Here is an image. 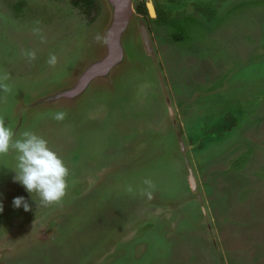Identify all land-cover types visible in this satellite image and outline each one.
I'll return each mask as SVG.
<instances>
[{"label": "rangeland", "instance_id": "374dc122", "mask_svg": "<svg viewBox=\"0 0 264 264\" xmlns=\"http://www.w3.org/2000/svg\"><path fill=\"white\" fill-rule=\"evenodd\" d=\"M17 1L22 0H0V79L6 76L2 82L10 89L0 90V117L12 128L14 138L30 130L35 113L65 107L70 111H63L66 117L68 112L80 117L85 107L123 90L126 76L147 72L152 79L146 82L149 86L141 85L143 96L150 90L144 99L152 105L160 100L156 82L161 77L186 143L197 190L187 176L181 142L174 141L179 150L174 157L169 146L167 157L157 165L156 149L145 165L133 170L137 175L130 201L133 207L140 203L135 212L123 201L110 205L112 212L102 211V206L99 212L78 209L82 194L74 193L70 177L66 195L45 206L38 193H29L14 181L17 155L10 150L0 155V264H264V0H227L212 19L194 12L190 0H153L161 9L159 15L137 12V16L146 20L155 57L143 47L137 19L134 46L128 44L135 62L120 68L113 84L93 85L70 107L59 103L37 110L27 115L20 128L15 122L22 103L69 83L89 59L101 54L100 46L96 48L103 13L100 7L87 23L71 10L68 0L65 6L55 0H25L15 10ZM210 8L216 10V6ZM80 45L91 48L80 55ZM30 51L36 52L34 60L25 56ZM52 54L57 57L54 67L47 62ZM160 105L158 131L147 128L133 135V142L122 151L126 160L156 147L151 143L172 129L165 101ZM148 110L143 107L144 114ZM151 116L145 118L149 123ZM66 117L57 121L45 116L40 121L42 129L34 133L44 136L53 125H66L74 137L81 136ZM90 117V121L96 117L99 122L110 121L108 111ZM91 125L88 132L98 127ZM171 136L178 139L177 134ZM63 137L58 132L49 138ZM57 140L50 146L55 152L63 149ZM16 197H24L31 210L14 207ZM90 197L84 195V202H90ZM94 222L102 229L99 237ZM60 225L67 231L55 239Z\"/></svg>", "mask_w": 264, "mask_h": 264}, {"label": "flooded vegetation", "instance_id": "af4514ba", "mask_svg": "<svg viewBox=\"0 0 264 264\" xmlns=\"http://www.w3.org/2000/svg\"><path fill=\"white\" fill-rule=\"evenodd\" d=\"M55 1L59 2L62 6H65V3H67L64 0ZM225 1L227 0H190L194 12H202L204 15H209L210 18L213 13H218L217 9L220 10L222 8L221 5L224 4ZM24 2L28 1H17L14 4L15 10L17 6L23 5ZM153 3L158 16L161 12V9L158 7L159 5L157 3L154 1ZM68 4L70 5L71 10H75L76 13H80L79 15L85 17L87 23L88 21H92L95 16H97L96 11L91 12V9H87V11H85L80 5H77L75 2H73V0H68ZM212 5L213 7L216 6V10H211L210 7ZM180 11L182 12V10ZM148 15L150 16L149 12ZM89 18L91 19L89 20ZM79 30L81 31L80 27ZM80 46L82 47V45ZM90 48L91 47H82V49H80V55L81 53H88ZM154 70L158 72L159 66H155ZM148 79L151 80L152 78L150 74H147V72H142L140 74L135 73L133 75L126 76L123 79V90H115L113 91V94L103 96L98 101L90 104L88 108L85 107V111L80 117H73L69 114L70 111L68 109H65V107L61 108L63 109L62 111H69L66 117L69 125L71 129L74 128L76 130H80L82 133L81 136L79 135L78 137H74L76 134L71 132V130L66 125L61 127L53 125L51 129H47L45 131L44 136H41L44 139H47L49 147L52 146V141H55V139L57 140V138H49L51 135L55 136V134L59 132L64 136L63 138H60V140L56 141L62 146L63 149L61 150H63V152H61L59 149V152L56 151V153L59 154L69 169L68 177H70V179H68V177L67 179L70 181V187L73 191H75L74 193L82 194V198L79 201L80 203L77 204L78 209H92L93 211L97 210L99 212V206H102V211H106L108 208L109 212H112L110 209H113L111 206L115 204L114 202L123 201L132 209H134L133 212H135V208H138L140 203L137 202L139 203L137 207H133L130 201L132 197L131 193L133 190H135L133 188L135 184L134 176L137 175L133 173V170L136 167L145 165L146 160L152 156L151 154H153L156 149L157 152L153 155V157L156 160L157 165H159L161 161L167 157L164 154L166 153L169 146H171L172 157L178 154L179 150L174 148L173 143L174 141L179 143L181 139L179 136L178 139L171 136V133L177 134V129L179 130L178 123L174 118L175 112L170 103L169 96H167V92L165 91L163 79L158 77L156 82L157 94L158 92H161V95H159L161 98L160 100L157 99L153 105L147 103L146 99H144V97L147 98V96L150 95V90L145 92L146 96H143L144 93H142L143 90H141V85H143L144 82L145 84H148L146 83L148 82ZM150 89L152 92L154 91L152 90L153 88ZM161 99L162 101H165L166 110L168 111V115L171 117L172 129L167 130L165 133H160V138L157 139V141H153L151 143L152 145L157 144L156 147H147L144 151H142V153L139 155L137 154L134 160H131V158L126 160L122 156V151L125 150L128 144L133 142L131 141L133 135L147 128L154 129L155 132L158 131L156 125L161 124V115L163 113V107L160 105V102H162ZM143 107H149L147 113L148 115L144 114ZM151 110L152 112H150ZM55 111L58 112L60 110H54L53 113H42V115L39 116H36L38 113H35L31 118L32 121H29V131L36 132L38 131V128L42 129L39 127L41 119L45 116H54L56 113ZM101 111L109 112L108 118L110 121L99 122L98 117H96L97 120L92 119V121H90L89 118H91L90 116L92 114L97 116V114ZM149 116H151L150 120H153L152 123L146 121ZM114 117L117 119V121L113 119ZM38 119H40L39 122H37ZM91 124H96V127H98L95 131L92 129L90 132H88L89 127L92 126ZM143 126H146V128H143ZM100 132L105 133L100 134ZM182 140L184 139L182 138ZM192 140V138L188 140V143L189 146L193 147L194 143ZM149 149H151V152H148ZM185 149H187L186 145ZM185 149H183V154ZM16 155L18 154L16 153ZM14 161L15 162L13 163L12 168L15 172L17 159ZM0 172L2 173V170ZM78 181L80 183L78 185H74ZM81 184L84 185L82 188L79 186ZM122 184L124 185L122 186ZM76 187L78 190H75ZM86 194H91L90 202H84L83 197ZM72 202L74 201L72 200ZM63 214L59 216H63ZM99 221L100 220L98 219V222ZM78 224L79 223L77 222L76 226ZM93 225H96L95 236L99 237V232L102 229L95 222ZM66 229L67 227L64 228L63 225H60L57 236H54V238H63V236H65L64 232L67 231ZM32 239L35 241L37 240L35 237H32ZM51 240L52 238H47L48 242H51Z\"/></svg>", "mask_w": 264, "mask_h": 264}, {"label": "water", "instance_id": "95a60500", "mask_svg": "<svg viewBox=\"0 0 264 264\" xmlns=\"http://www.w3.org/2000/svg\"><path fill=\"white\" fill-rule=\"evenodd\" d=\"M99 2L102 8L101 15L103 13L101 22L103 25L100 27L97 36L96 50L100 46L101 54L91 59L88 58L89 61H86L84 67L78 70L74 78L71 79L72 81H68L69 83L52 87L50 90L30 99L31 101L22 103L17 110L18 122H15L19 126L18 128L24 124L27 115H32L37 110L55 107L59 103L63 104L62 106L70 107L85 96L93 85L97 83L102 85L106 82L113 84L116 72L120 68L128 67L135 62L128 50V44L129 42L134 44V27L137 19L139 20L138 29L143 47L148 55L155 57L146 20L144 16H137V8L142 3L141 0H99ZM146 6L150 16L157 17L153 0H147ZM177 134L181 139L182 149H185L186 143L182 140V134L178 129ZM184 155L188 165L187 176L194 191H196L197 186L194 184L195 175L190 157L186 152Z\"/></svg>", "mask_w": 264, "mask_h": 264}, {"label": "clouds", "instance_id": "9594fccd", "mask_svg": "<svg viewBox=\"0 0 264 264\" xmlns=\"http://www.w3.org/2000/svg\"><path fill=\"white\" fill-rule=\"evenodd\" d=\"M34 31L39 32V29ZM25 56L34 60L36 52H26ZM47 62L54 67L57 63L56 55H50ZM2 79H0V90L10 91L9 86L3 83ZM65 117L66 113L63 111H58L54 115L57 121H62ZM10 150L18 153L14 181L21 183L29 193H38L41 203L45 206L57 203L66 195L69 169L59 154L49 147L46 139L34 132L24 131L21 138L15 139L12 128L7 127L4 119L0 117V155L8 154ZM13 205L16 208L23 206L25 211L31 210L24 197L14 198ZM0 212H3L2 203H0Z\"/></svg>", "mask_w": 264, "mask_h": 264}, {"label": "trees", "instance_id": "16d2710c", "mask_svg": "<svg viewBox=\"0 0 264 264\" xmlns=\"http://www.w3.org/2000/svg\"><path fill=\"white\" fill-rule=\"evenodd\" d=\"M73 2H75L77 5H80L85 11H87V9H91L92 11H96L97 14L100 11V7L101 4L99 2V0H73ZM137 12L140 14H147V6L145 2H142L138 8H137Z\"/></svg>", "mask_w": 264, "mask_h": 264}, {"label": "crops", "instance_id": "0c3cea01", "mask_svg": "<svg viewBox=\"0 0 264 264\" xmlns=\"http://www.w3.org/2000/svg\"><path fill=\"white\" fill-rule=\"evenodd\" d=\"M165 91H166V89H165Z\"/></svg>", "mask_w": 264, "mask_h": 264}]
</instances>
